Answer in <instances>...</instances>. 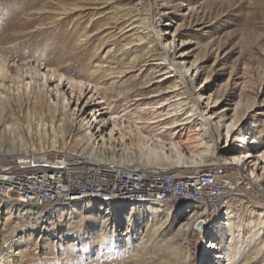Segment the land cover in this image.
Listing matches in <instances>:
<instances>
[{
  "label": "bare ground",
  "instance_id": "6f19581e",
  "mask_svg": "<svg viewBox=\"0 0 264 264\" xmlns=\"http://www.w3.org/2000/svg\"><path fill=\"white\" fill-rule=\"evenodd\" d=\"M31 6H34L33 2ZM153 12L161 15V20L163 17L169 22H174L173 16L169 15L163 6L149 4L147 9H139L127 24L135 39L123 43L121 50L127 49L126 45L129 44H135L139 48L132 49L134 47L132 45L126 54L105 62L95 63L86 59L84 42L88 37V30L86 27L82 30V25H73L68 31L72 38L77 34L80 38L73 39L76 47L70 46L73 53L69 58L59 54L58 57L43 59L35 52L30 55L18 53V50L26 47L27 43L30 50L37 48L39 44L38 40L29 36L28 41H22L25 32L44 36L41 28L30 27L29 24H33V20L20 22L12 27V32L0 31V126H2L0 139L5 133L8 138V143L5 142L7 149L0 150V164L12 165L15 161L23 163L28 162L29 159L37 160V157H48L46 150L59 148V141L70 137L73 144H78L79 149L81 147L86 153L88 159L80 152L60 149L61 151L53 155L54 161H61L62 157L66 163L80 164L91 170H122L124 173L134 171L138 174H148L149 164L156 165L155 170L150 171L173 172L172 169L197 171L179 175V182L184 183L206 181L210 174L218 175V180L229 177L236 182L228 174L204 170L218 165H228L235 168L251 183L261 185V181L264 180V146L259 145L260 139L256 137L246 139V135L252 132L243 127L248 109L256 104L257 94L247 100L248 104L241 113L238 112V104L230 109L226 107L220 110L212 109L211 103H217L218 97L210 100V95L205 96V87H201V84L208 79V75L201 79L198 87L193 88L192 79L201 74L200 67L195 65V61L186 65L187 53L181 50L182 48L177 49L176 45L180 33H175L176 28H167L170 30H163V33H160L159 23L152 20ZM166 33L169 36H165ZM183 41L181 40V43ZM62 45H65V42L61 43ZM76 49L80 50L76 52ZM114 51L108 48L104 54L112 52L114 56ZM136 67L140 75L132 74V83L127 85L125 77ZM147 68L158 72L159 77L164 76L157 81L159 83H155L157 87L152 92L159 93L160 85L167 84L165 88L171 89V93L165 95L167 96L165 99L154 100L149 98L150 92L144 91L150 86L147 84L153 80L147 78L145 73ZM118 107H121L119 111ZM24 109L28 113H33L28 119L29 124L34 127L33 140L30 135L29 140L15 138L13 124L19 120L17 116L13 123H6L2 117L7 111L17 114ZM27 132L31 133V130ZM232 139H237L236 146L230 145ZM222 141L224 144L220 146ZM117 147L121 151L118 159L115 158L114 162L96 163L105 160V151L108 148L115 151ZM222 147H226L230 153L224 155L220 149ZM36 152H40L41 155H36ZM16 154L17 156H12L14 159L8 160V157ZM137 160L145 161L143 163L145 168L140 170L129 167L131 162ZM36 171H45V164H36ZM0 176H11V169H0ZM44 200L52 203H70V208L78 212L79 216L84 212L79 207V201L82 200H95L99 205L98 208H101L102 203L110 202L111 204L138 203L141 206L143 204L145 210H150L153 214L144 223L145 232L139 231L135 239V249L129 250L132 228L128 226L124 232L126 241L122 246L128 254L129 264H189L190 254L184 251L182 246L177 247L176 237L182 232H189L191 227L201 230L200 228L217 214L223 213L224 220L219 218L213 223L208 235L210 239L198 258V264H211V262L234 264L231 262L230 254L235 248L234 244L242 240L241 216L239 209L230 205L232 202H220L216 210L211 212V202L208 199L192 197L191 194H180L175 199L163 200L158 196H142L139 193L108 195L100 191H89L76 195L63 194L61 198ZM38 201L33 197L19 199L15 197V193H4V195L0 193V215L5 214V222H7L16 212L20 221L27 220L28 224H32L31 212L28 210L21 212V208L16 209L14 205H33ZM176 204L185 205V221L165 241L163 249L168 252L164 256L160 254L161 259H159L156 257L159 254L156 248L161 247L162 244L155 235L173 229L171 218L174 216L168 205ZM135 208L136 206L132 204L129 213L135 211ZM210 212L211 216L206 217ZM36 213L40 214L39 211ZM159 213H165L166 217H160ZM40 216L42 215L34 217L36 224L37 218H40V221L44 220ZM98 217L101 220L98 232L103 240L111 226L113 228L111 235L118 227L114 221L108 227L110 217L107 215H98ZM248 223L252 226V234L249 237L253 236V246H255L250 259H254L257 255L259 256L257 264H264V238L260 236L264 232V210L257 211L256 218H250ZM48 224L49 226L46 227L45 224L41 229L48 231V227L55 226L52 220ZM25 235L8 242L10 251L0 252V264H10L23 257L27 246L31 247L29 243L27 242L26 247L17 252L14 248L24 240ZM27 235L33 237L35 231L32 229ZM150 235L152 237H149ZM42 236L40 235V238ZM185 241L188 246L186 238ZM33 245L32 249H37L38 242L35 241ZM214 250L218 251L215 256L228 255L229 258L218 259L214 263L210 257V252Z\"/></svg>",
  "mask_w": 264,
  "mask_h": 264
},
{
  "label": "rangeland",
  "instance_id": "374dc122",
  "mask_svg": "<svg viewBox=\"0 0 264 264\" xmlns=\"http://www.w3.org/2000/svg\"><path fill=\"white\" fill-rule=\"evenodd\" d=\"M31 2L34 3V6H31ZM149 4L163 6L167 13L173 16L174 22H169L163 17L161 20V15L153 12L152 20L159 23L160 33H163V30H170L167 28H176L175 33H180L176 39V45L177 49L182 48L181 50H185L187 53L185 56L186 65L195 61V65H198L201 70V74L192 79L193 88L198 87L201 79L208 75V79L201 84V87H205V96L210 95V100L218 97L217 103H211L212 109L220 110L222 107L230 109L238 104V112L241 113L248 104L247 100L257 94L256 104L248 109L243 127L252 132V134L246 135V139L256 137L260 139L259 145L264 146V0H0V31L9 30L12 32V27L20 22L33 20V24H29L30 27L41 28L44 36L25 32L22 41H28L29 36V38L34 37V40H38L39 44L37 48L30 50L29 43H27L26 47H21L18 50V53L30 55L35 52L43 59L51 56L58 57L59 54L69 58L73 53L70 46L76 47L74 40L78 38V34L72 38L68 31L73 25H82V30L83 27L88 30V37L84 42L86 59L95 63L111 61L129 52L132 45H134L132 49L139 48L135 44H129L126 45L127 49L121 50L123 43L135 39L133 38L135 35L130 31V26H127L128 22L134 18V14L139 9H147ZM165 36H169V34L166 33ZM181 40L184 41L181 43ZM62 41L65 42V45L61 46ZM108 48L115 50L114 56H112L113 51L104 54ZM143 67L146 68V66ZM148 68L145 71L147 78H153V80L147 84L150 86L144 91L150 92L148 96L154 100L165 99L167 97L165 95L171 93V89L165 88L167 84L160 85L159 93L152 92L157 87L155 83H159L157 81L164 76L159 77L158 72H153ZM132 74L140 75L137 67L125 77L127 85L132 83ZM120 109L121 107L117 108L118 111ZM23 111L17 114L7 111L2 117L6 123H13L17 116L19 120H17V124H13L15 138L29 140L31 136L33 140L35 138L34 127L29 124L28 120L33 113H28L25 109ZM230 112L231 110L228 111V113ZM41 115L43 116V114ZM1 128L2 126H0ZM26 129L31 130V133H28ZM7 139L5 133L0 139V150L7 149ZM237 142V139H232L229 143L231 146H236ZM59 143V148L45 151L49 157L52 158L56 152L61 151L60 149H64V151L68 149L80 152L87 158L86 153L81 150V147L79 149L78 144L75 146L70 137L60 140ZM223 144L224 141L220 143V146ZM16 146L19 147L18 144ZM220 149L224 155L230 153L226 147ZM105 152V160L96 161V163L114 162L115 158H119L121 151L117 147L115 151L108 148ZM36 155L41 154L36 152ZM12 156H17V154L11 155L8 160L14 159ZM143 163L145 161L137 160L131 162L129 167L142 170L145 168ZM155 168V164H149L147 167L150 170H155ZM210 170L230 175L245 192V196L236 198V202L230 204L239 209L243 227L240 232L242 240L240 243L234 244L235 248L231 251V262L234 264H257L259 256L256 255L254 259H250L255 246H253V236L249 237L252 234V226L248 222L250 218H256L257 211L264 210V180L258 186L228 165H218L211 167ZM172 171L180 175L192 170L172 169ZM79 203V207L84 210L81 216L70 208V203H52L42 200L33 205H14L16 209L20 207L21 212L30 211L33 223L28 224L27 220L20 221L16 212L7 222H5V214L0 215V252L10 251L8 242L26 233L24 240L17 248H14V251L17 252L26 247L27 242L31 247L27 246L23 257H19L17 261L10 264H46L48 262L50 264H129L128 254L122 246L126 241L124 232L128 226L132 228L129 250L135 249V239L139 231L145 232L144 223L153 213L150 210H145V206L138 203L114 202L111 204L112 202H110L105 203L106 205L102 203L101 208H98L99 205L95 200H82ZM132 204L136 206V210L129 213ZM168 208L174 216L171 218L173 229L155 235L162 244L161 247L156 248L159 253L156 255L158 258L160 254H162L160 256L167 254L168 251L163 249L165 241L185 221V205H168ZM35 211H39L42 215L40 217L44 219L40 221V218H37V224L34 222V217H38L40 214ZM98 215L110 217L108 227L112 225L113 221L117 223L118 227L111 235L113 230L111 226L108 235L103 240L98 232L101 224ZM159 216L166 217L165 213H159ZM223 217V213L214 215L205 226L200 228L201 230L191 227L189 232H182L176 237L177 247L182 246L181 248L190 254L189 264H198V258L210 239L208 235L213 223L219 218L224 220ZM51 220L55 226L48 227V231H43L41 227L45 224L46 227L49 226L48 223ZM27 225L28 227H26ZM32 229L35 231V235L30 237L27 234ZM24 231L25 233H23ZM40 235H43L42 238ZM260 236L264 238V232ZM184 237L188 246L185 244ZM35 241L38 242V247L33 250ZM217 252V250L210 252L214 263L218 259L227 260L229 258L228 255L217 257L215 256ZM94 257L96 258L92 261ZM221 262L224 263V261Z\"/></svg>",
  "mask_w": 264,
  "mask_h": 264
},
{
  "label": "built area",
  "instance_id": "2783aa9c",
  "mask_svg": "<svg viewBox=\"0 0 264 264\" xmlns=\"http://www.w3.org/2000/svg\"><path fill=\"white\" fill-rule=\"evenodd\" d=\"M36 164H45V171H36ZM0 169H11V176H0V193H15V197L36 200L61 198L63 194L76 195L89 191H100L108 195L139 193L142 196H158L163 200L175 199L180 194L205 198L211 202V212L220 202H236L245 192L232 178L218 180L211 175L206 181L179 182L174 172L150 171L148 174L124 173L122 170H91L80 164H69L61 157L54 161L51 157H37V160L0 164ZM210 170V168L204 169ZM187 171L180 175H185ZM199 172V171H198ZM211 212L206 217L211 216ZM197 230V228H196Z\"/></svg>",
  "mask_w": 264,
  "mask_h": 264
}]
</instances>
